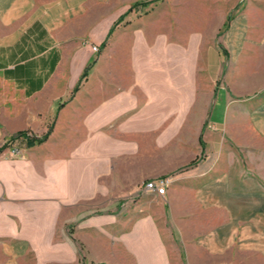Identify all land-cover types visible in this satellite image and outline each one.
Returning <instances> with one entry per match:
<instances>
[{"label":"rangeland","instance_id":"obj_1","mask_svg":"<svg viewBox=\"0 0 264 264\" xmlns=\"http://www.w3.org/2000/svg\"><path fill=\"white\" fill-rule=\"evenodd\" d=\"M90 11L96 16L95 9ZM240 15L248 18L252 34L264 32V0L104 3V23L117 24L106 47H92L98 51H94L90 76L81 85L88 83L86 95L95 102L115 97L126 103L168 98L166 105H152L167 110L148 117L146 130L143 120L141 125L121 122L119 135L113 141L104 139L105 150L113 151L120 163L134 167L139 180L131 185L121 182L118 188L105 180L102 196L89 200L86 209L76 212L79 215L72 213L71 223L64 225L61 219L55 242L43 250L45 255L36 264H159L156 245L161 242L167 264H241L240 234L234 231V248L221 247L208 263L200 252L208 235L215 236L217 246H228L232 240L229 218L223 212L227 204L223 189L205 184L207 175L200 174L214 165L218 172L227 161L236 166L241 163L249 172H264L255 169L256 165L264 168V136L256 135L255 122L245 119L264 101V89L244 73L252 70L247 76L254 77L257 63L254 57H248L246 65L233 63L222 44L227 26ZM220 33L224 34L219 37ZM176 83L179 95L197 99L194 105L175 103L179 96ZM219 98H225L221 117H233L235 130L212 120ZM181 115L188 117V123L199 120V138L184 135L176 123ZM240 125L246 127L241 132ZM197 150L199 155L193 160L183 156ZM148 171L149 175L139 178ZM159 178L173 181L165 196L145 189L148 182ZM137 224L151 229L145 233L146 251L140 247ZM234 226V230L239 227ZM189 244L198 248L195 262L188 257ZM243 260V264L253 260L250 264H261L260 258L248 253Z\"/></svg>","mask_w":264,"mask_h":264},{"label":"crops","instance_id":"obj_2","mask_svg":"<svg viewBox=\"0 0 264 264\" xmlns=\"http://www.w3.org/2000/svg\"><path fill=\"white\" fill-rule=\"evenodd\" d=\"M105 2L0 0V149L20 133L36 138L49 133L48 139L35 147L14 142L0 153V264L39 263L45 255L43 250L55 242L61 219L64 225L71 223L72 213L79 215L76 212L86 209L89 200L102 196L105 180L116 188L121 182L131 185L139 180L134 167L120 163L113 151L105 150L104 139L113 141L121 122L141 125L143 120L146 130L148 117L167 110L152 105H166L168 98L126 103L115 97L95 102L86 95L88 83L74 93L85 68L94 62L92 47L107 39L113 25L104 23ZM93 9L96 16L91 15ZM249 41H254L255 47ZM222 44L233 63L246 65L248 57L255 58L254 77L247 76L252 70L243 72L264 89V32L252 34L248 18L240 15L230 23ZM176 86L177 92L178 83ZM224 99H218L211 118L223 121L231 130L233 117H221ZM196 101L195 97H175L176 104L191 106ZM259 105L245 119L255 122L256 135L264 136V101ZM205 121L206 117L202 126ZM188 122L182 115L176 119L185 136L199 138V120ZM242 128L246 127L240 125L238 130ZM15 148L22 150L24 158L11 157ZM192 152L183 156L197 158L199 151ZM213 167L200 175H207L205 184L223 189L230 238L239 233L241 255L245 258L248 253L264 264V172H249L241 163L236 166L230 161L218 172ZM124 169L128 171L125 174ZM255 169L264 168L256 165ZM236 224L239 227L234 230ZM135 229L140 247L146 251L145 233L151 229L140 224ZM205 239L200 249L205 263L220 253L221 247L232 249L236 244L232 239L228 246H217L212 235ZM162 245H156L159 264H167ZM186 247L192 260L198 248L191 244Z\"/></svg>","mask_w":264,"mask_h":264},{"label":"trees","instance_id":"obj_3","mask_svg":"<svg viewBox=\"0 0 264 264\" xmlns=\"http://www.w3.org/2000/svg\"><path fill=\"white\" fill-rule=\"evenodd\" d=\"M129 13V12H128ZM123 18V16L118 20L121 21ZM233 19L229 20V22H231ZM117 22L114 24V26L110 29L109 31V35L107 37V39L102 43V47H106L108 40L111 38L112 34L115 31V26H116ZM229 29V26H227V30ZM224 33H220L218 36L221 37ZM94 67V62H91L84 70L80 81L78 83V85L76 86L74 93L78 92L82 83L89 77L90 72L92 70V68ZM49 133L46 134L45 136H43L42 138L38 139V138H31V136L28 135V133H20L17 134L16 136H14L13 138H11L7 144H5L1 149H0V153H2L6 148L8 143H14V142H19L21 144H25L28 148H32L35 147L37 144H41L43 142H45L48 139Z\"/></svg>","mask_w":264,"mask_h":264},{"label":"built area","instance_id":"obj_4","mask_svg":"<svg viewBox=\"0 0 264 264\" xmlns=\"http://www.w3.org/2000/svg\"><path fill=\"white\" fill-rule=\"evenodd\" d=\"M93 51H98V48L94 47ZM11 157L13 159L22 158L23 153L20 149L15 148L13 151H11ZM171 185L172 180L170 178H159L148 182L145 186V189L148 192L157 193V196H165Z\"/></svg>","mask_w":264,"mask_h":264},{"label":"bare ground","instance_id":"obj_5","mask_svg":"<svg viewBox=\"0 0 264 264\" xmlns=\"http://www.w3.org/2000/svg\"><path fill=\"white\" fill-rule=\"evenodd\" d=\"M157 194V193H156Z\"/></svg>","mask_w":264,"mask_h":264}]
</instances>
